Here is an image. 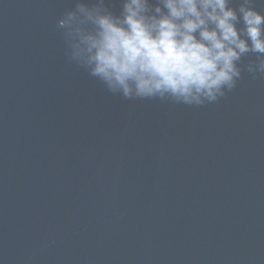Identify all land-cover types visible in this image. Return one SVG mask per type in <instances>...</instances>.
<instances>
[{"label": "water", "instance_id": "95a60500", "mask_svg": "<svg viewBox=\"0 0 264 264\" xmlns=\"http://www.w3.org/2000/svg\"><path fill=\"white\" fill-rule=\"evenodd\" d=\"M72 6L0 0V264H264V76L126 100L68 62Z\"/></svg>", "mask_w": 264, "mask_h": 264}, {"label": "clouds", "instance_id": "9594fccd", "mask_svg": "<svg viewBox=\"0 0 264 264\" xmlns=\"http://www.w3.org/2000/svg\"><path fill=\"white\" fill-rule=\"evenodd\" d=\"M71 3L56 21L68 62L126 100L203 106L264 76V0Z\"/></svg>", "mask_w": 264, "mask_h": 264}]
</instances>
